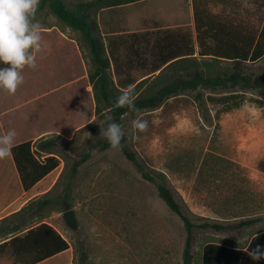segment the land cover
Instances as JSON below:
<instances>
[{
	"label": "rangeland",
	"instance_id": "1",
	"mask_svg": "<svg viewBox=\"0 0 264 264\" xmlns=\"http://www.w3.org/2000/svg\"><path fill=\"white\" fill-rule=\"evenodd\" d=\"M65 1L74 8L77 0ZM179 1L127 4L101 11L96 19L105 38L114 30L177 27L187 29L195 38L190 0H181L178 7ZM199 3L231 27L241 25L259 31L264 22V0ZM34 20L40 25L56 22L66 26L48 6ZM71 30L80 46L81 68L65 63L59 75H53L49 60L44 67L40 64V52L37 67L23 70L24 83L14 96H6L7 92L0 90V97L5 96L8 103L12 96L18 108L26 104L17 111V128L21 133L34 134L50 127L63 129L59 135L65 141L54 150L61 159V173L49 193L53 202L37 213L32 223L59 212L60 223L75 250V264L80 262L82 248L88 254V264H183L187 229L181 217L159 196L156 184L144 179L120 148L92 147L99 140H107L100 132L101 126L107 127L108 114L102 120L97 119L88 79L92 69L89 48L81 32ZM195 56L199 60L195 67L206 73L218 66H232V62L216 60L209 61L212 64L209 66L198 53ZM244 67L255 76L264 77V57L245 63ZM190 68H194L192 63L179 64L162 77L184 76ZM234 89L242 91L239 87ZM226 91L211 92L202 86L185 90L160 108L128 113L123 121L131 149L152 174H165L166 183L190 219L196 225L223 226L195 227L191 245L193 264H202V249L208 241L245 245L256 231L264 229V171L258 167V162L264 159V94L259 88L246 89L249 97L262 99L263 106L248 99L241 107L223 114L216 128V107L206 97ZM88 118L92 125L87 123L71 131L75 123ZM138 118L148 122L143 132L132 126ZM85 153H90L89 159L73 172L74 162ZM65 200L76 212V229L63 217ZM242 221L247 224L239 225Z\"/></svg>",
	"mask_w": 264,
	"mask_h": 264
},
{
	"label": "trees",
	"instance_id": "2",
	"mask_svg": "<svg viewBox=\"0 0 264 264\" xmlns=\"http://www.w3.org/2000/svg\"><path fill=\"white\" fill-rule=\"evenodd\" d=\"M140 1L144 0H77L74 8H71L65 0H40L37 13L48 6L61 22L81 32L89 48L92 69L88 72V78L93 89L97 119H104L107 113L106 124L115 121L121 124L124 130L123 121L128 113L160 108L170 98L177 97L183 91L196 90L201 86L210 89L211 92L228 89L225 93H211L206 97L207 101L216 107L214 115L216 128L220 126L223 114L241 107L248 99L257 103L259 107L263 106V100L249 97L246 89L259 88L264 94V77L255 76L247 71L244 65L264 57V25L259 31L251 28L248 30L241 25L231 27L225 21L218 19L217 15L212 14L207 6L200 5L201 0H193L195 38L187 29L181 27L132 32L114 30L105 38L96 19L97 14L106 9ZM214 1L219 3L228 0ZM196 43L199 47L198 52ZM196 53L203 61H207L206 65L210 66L212 64L209 61L216 60L232 62V66H221V68L218 66L216 70L206 73L195 67L199 63ZM191 63L194 68H190L191 71L188 70L189 72L184 76L162 77L167 70L176 65ZM3 66L0 64V67ZM150 78L153 79L148 82ZM160 80L163 81L158 82ZM236 87L242 91L235 90ZM141 88L143 89L140 90ZM129 89L134 93L135 110L116 105V98L121 90ZM62 141L65 140H62L60 135L51 134L35 142L26 140L14 145L11 152L26 190L32 188L60 164L61 159L54 150ZM92 147L107 149L110 144L107 140H99ZM120 150L129 161L134 163L144 179L156 184L159 196L183 220L188 232L183 264H193L191 245L195 227L220 229L223 226L210 223L196 225L166 183L165 174L160 173L156 176L150 172L145 162L141 161L129 146L125 132ZM89 157L90 153H85L76 160L73 164V172H77L78 167ZM258 167L264 171V159L258 162ZM52 202L53 199L49 194H45L30 202L17 215L42 212ZM71 208V203L65 200L62 211ZM244 224L247 222L239 223V225ZM46 230L58 238L61 250L70 247V242L53 226L42 222L25 234L1 243L0 256L13 250L11 257L0 259V264H34L47 258L52 252L33 251L39 250L42 246L32 241ZM257 245L264 248V229L256 231L244 246L208 241L202 249V264H264V258L254 261L249 255L251 249L256 248ZM80 255L79 264H88V254L83 248Z\"/></svg>",
	"mask_w": 264,
	"mask_h": 264
},
{
	"label": "crops",
	"instance_id": "3",
	"mask_svg": "<svg viewBox=\"0 0 264 264\" xmlns=\"http://www.w3.org/2000/svg\"><path fill=\"white\" fill-rule=\"evenodd\" d=\"M145 1L148 0L140 2ZM190 3L191 20L195 25L193 4L194 1L190 0ZM180 4L181 0L178 2V7L180 6ZM263 25L261 26V28L263 27ZM40 31L42 36V55L39 61L40 64H43V67L47 64L48 66L50 65V69L51 71H53V75H59L57 73L60 72L59 70L62 69L63 66L65 67V63L72 64L73 67L76 64L77 66L79 65V68H81L79 64L81 59L80 46L76 39L71 36L72 30L69 26H61L56 22H52L51 24H42ZM48 60L50 62L46 64V61ZM76 77L77 76L75 74V78ZM55 88L56 87H52L51 89ZM47 92H49V90ZM44 94H46V92H44ZM7 95L8 93L6 94V96ZM3 97H0V133H6L9 129H15L17 132L15 144L26 140H33L35 142L40 138H47L51 134H63V129L53 127L46 128L29 135L21 133L17 128V121L19 117L17 111L21 110V108H23L26 104L20 105V107L18 108L19 105L13 101L14 97L12 98V96H9L11 103H8L6 101L5 96ZM91 118L75 123L71 131L74 129H79L83 125L90 123ZM59 169L60 165H58L54 170H52L40 181H38L32 188L26 190L23 186L12 152L7 158L0 159V244L9 241L11 238L17 235L25 234L29 229L38 226L42 222L49 223L58 231V233L62 235L64 239L68 240L64 232V227L59 220V212H53V214L49 218L37 220L33 223V218L37 216V213L29 212L22 216L17 215V213L21 211L25 206H27L30 202L37 200L52 191L61 173ZM32 241L39 243L42 246L39 247V250L33 251L52 252L49 253L47 258L42 259L34 264H74L75 250L69 240L68 241L70 242V247L61 250L59 248L60 242L58 238H56V236L52 234V232L46 230L44 234L34 238ZM11 251L5 253L4 255H1L0 259H3V257H11Z\"/></svg>",
	"mask_w": 264,
	"mask_h": 264
},
{
	"label": "clouds",
	"instance_id": "4",
	"mask_svg": "<svg viewBox=\"0 0 264 264\" xmlns=\"http://www.w3.org/2000/svg\"><path fill=\"white\" fill-rule=\"evenodd\" d=\"M40 0H0V90L14 95L24 83L23 70L37 67V55L42 51L41 25L34 18ZM134 93L131 89L121 90L116 98L118 107L135 110ZM110 119V118H109ZM132 126L139 132L148 127L143 118L133 120ZM104 136L114 149L121 147L124 130L121 124L112 121L101 126ZM17 132L9 129L0 133V159L7 158L15 145ZM249 255L254 261L264 258V248L257 245Z\"/></svg>",
	"mask_w": 264,
	"mask_h": 264
},
{
	"label": "water",
	"instance_id": "5",
	"mask_svg": "<svg viewBox=\"0 0 264 264\" xmlns=\"http://www.w3.org/2000/svg\"><path fill=\"white\" fill-rule=\"evenodd\" d=\"M63 217L66 223L73 229L78 227V219L74 209H68L63 213Z\"/></svg>",
	"mask_w": 264,
	"mask_h": 264
}]
</instances>
